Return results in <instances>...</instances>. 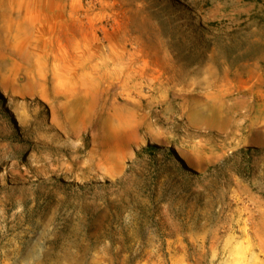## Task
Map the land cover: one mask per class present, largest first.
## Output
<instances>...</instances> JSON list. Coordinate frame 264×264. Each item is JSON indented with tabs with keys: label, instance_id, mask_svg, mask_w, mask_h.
Here are the masks:
<instances>
[{
	"label": "rangeland",
	"instance_id": "374dc122",
	"mask_svg": "<svg viewBox=\"0 0 264 264\" xmlns=\"http://www.w3.org/2000/svg\"><path fill=\"white\" fill-rule=\"evenodd\" d=\"M0 27V264H264V0H0ZM81 46L96 101L53 92L71 68L18 92Z\"/></svg>",
	"mask_w": 264,
	"mask_h": 264
},
{
	"label": "bare ground",
	"instance_id": "6f19581e",
	"mask_svg": "<svg viewBox=\"0 0 264 264\" xmlns=\"http://www.w3.org/2000/svg\"><path fill=\"white\" fill-rule=\"evenodd\" d=\"M67 27L68 26H60V30H61V34L63 35V37L67 41H69V33L67 30ZM78 34L80 35V39H83L84 36H82V32L78 31ZM77 49H78V55H77L78 57H76V59L74 60L61 61L58 59H53L49 61L47 59L45 60L44 59L42 60L34 59L33 64L30 65L29 67L30 71L28 73L31 79L32 86L28 87L29 85H27L26 83L24 87L18 90V92L21 90H26V92L33 91L37 93L39 99L45 102L47 101L50 105L51 102L48 100V97L45 92V89H46L45 83L47 82V78H48L47 77L48 76L47 70L49 69L48 67H50V70L51 68H55V69L61 68L62 70H65V71L71 68L72 71L69 72L68 79L71 78L72 80L71 81L70 80L67 81L66 79L65 81L62 80L61 83H63V85H58L57 87L53 88V92L57 95H60L62 98H64L66 102L70 104L71 106L70 108H72V110H75L77 108L76 104L78 102L77 100L73 101V97L74 95L78 93L89 95L92 89L93 93H91L90 98L87 97V99L89 100L91 99L92 100L91 103L93 102V100L96 101L97 100L96 97L98 98L101 95V93H103L101 91V82L99 80V76L91 78L84 73V69L87 67V60L84 57L83 46ZM15 65H20V64L7 58V55L5 56L2 53H0V72H1L0 77H2L4 74L6 75V73L8 75L9 72L12 70L17 71V69L15 70V67H13ZM74 69L76 71H74ZM56 78L60 80V77H57L56 75L52 76V79H56ZM5 83L6 82L3 79H0L1 86H4ZM37 87L40 88V91H36ZM33 92H30V93H33ZM89 107L90 106L88 104L87 108ZM50 114H51V122L54 123L55 118H56V111L53 107H51ZM70 127H71L70 129L73 132H76L77 129L74 127V125H71Z\"/></svg>",
	"mask_w": 264,
	"mask_h": 264
},
{
	"label": "trees",
	"instance_id": "16d2710c",
	"mask_svg": "<svg viewBox=\"0 0 264 264\" xmlns=\"http://www.w3.org/2000/svg\"><path fill=\"white\" fill-rule=\"evenodd\" d=\"M153 146H146L144 149H150V148H152Z\"/></svg>",
	"mask_w": 264,
	"mask_h": 264
}]
</instances>
